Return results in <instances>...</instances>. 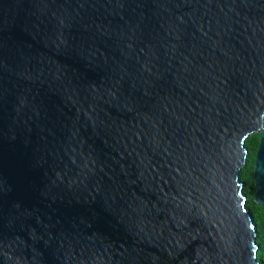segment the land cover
<instances>
[{
	"label": "water",
	"instance_id": "1",
	"mask_svg": "<svg viewBox=\"0 0 264 264\" xmlns=\"http://www.w3.org/2000/svg\"><path fill=\"white\" fill-rule=\"evenodd\" d=\"M264 0H0V264H258Z\"/></svg>",
	"mask_w": 264,
	"mask_h": 264
},
{
	"label": "trees",
	"instance_id": "2",
	"mask_svg": "<svg viewBox=\"0 0 264 264\" xmlns=\"http://www.w3.org/2000/svg\"><path fill=\"white\" fill-rule=\"evenodd\" d=\"M259 142V137L253 136L245 143L249 155L246 168L240 174V181L244 186L243 194L247 198L246 208L251 215L257 232L256 245L259 248L257 252V261L258 264H264V209L254 202L256 192L254 184V166Z\"/></svg>",
	"mask_w": 264,
	"mask_h": 264
}]
</instances>
